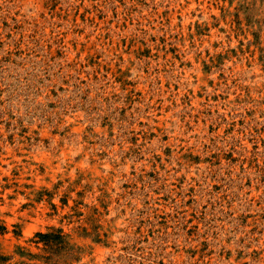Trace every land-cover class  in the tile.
<instances>
[{
	"label": "rangeland",
	"instance_id": "374dc122",
	"mask_svg": "<svg viewBox=\"0 0 264 264\" xmlns=\"http://www.w3.org/2000/svg\"><path fill=\"white\" fill-rule=\"evenodd\" d=\"M1 224L13 261L264 264V0H0Z\"/></svg>",
	"mask_w": 264,
	"mask_h": 264
},
{
	"label": "trees",
	"instance_id": "16d2710c",
	"mask_svg": "<svg viewBox=\"0 0 264 264\" xmlns=\"http://www.w3.org/2000/svg\"><path fill=\"white\" fill-rule=\"evenodd\" d=\"M6 230L7 227L1 224L0 231L4 233ZM66 238L67 234H65L62 228L52 229L46 232H37L31 241L41 248L44 253H32L22 247L17 252L21 259L17 261H13V254L3 252L0 245V264H64L60 262L61 258L59 256L68 246Z\"/></svg>",
	"mask_w": 264,
	"mask_h": 264
}]
</instances>
